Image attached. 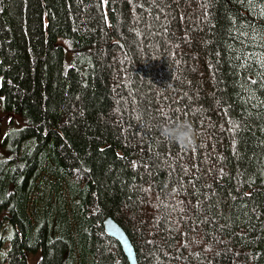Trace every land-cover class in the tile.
Masks as SVG:
<instances>
[{"label":"trees","instance_id":"trees-1","mask_svg":"<svg viewBox=\"0 0 264 264\" xmlns=\"http://www.w3.org/2000/svg\"><path fill=\"white\" fill-rule=\"evenodd\" d=\"M0 114V264H264V0H0Z\"/></svg>","mask_w":264,"mask_h":264},{"label":"water","instance_id":"water-1","mask_svg":"<svg viewBox=\"0 0 264 264\" xmlns=\"http://www.w3.org/2000/svg\"><path fill=\"white\" fill-rule=\"evenodd\" d=\"M102 225L106 235L118 242L128 263L137 264L133 245L121 226L112 217H106Z\"/></svg>","mask_w":264,"mask_h":264},{"label":"clouds","instance_id":"clouds-1","mask_svg":"<svg viewBox=\"0 0 264 264\" xmlns=\"http://www.w3.org/2000/svg\"><path fill=\"white\" fill-rule=\"evenodd\" d=\"M161 134L166 138L171 137L179 143H185L191 139V128L185 123L177 122L175 127L165 125L161 129Z\"/></svg>","mask_w":264,"mask_h":264},{"label":"rangeland","instance_id":"rangeland-1","mask_svg":"<svg viewBox=\"0 0 264 264\" xmlns=\"http://www.w3.org/2000/svg\"><path fill=\"white\" fill-rule=\"evenodd\" d=\"M2 116V114H0V117ZM2 129L3 131H5L6 127L5 125H2ZM1 229H0V239L2 241L6 240V238L8 237V235L10 234V231H11V226L7 225V224H1L0 225ZM7 245V244H6ZM5 244H2L1 245V249L3 247L6 246ZM33 258H37V257H29L28 260H27V264H36L35 260Z\"/></svg>","mask_w":264,"mask_h":264}]
</instances>
